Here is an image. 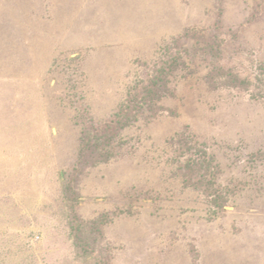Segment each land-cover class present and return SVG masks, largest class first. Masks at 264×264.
I'll list each match as a JSON object with an SVG mask.
<instances>
[{
    "label": "rangeland",
    "instance_id": "1",
    "mask_svg": "<svg viewBox=\"0 0 264 264\" xmlns=\"http://www.w3.org/2000/svg\"><path fill=\"white\" fill-rule=\"evenodd\" d=\"M215 34V63L249 86L209 89L208 63L183 51L189 72L162 102L174 115L140 118L120 157L79 177L81 220H109L96 251L78 252L64 190L82 130ZM262 67L264 0H0V264H264ZM184 131L207 150L202 190L169 161Z\"/></svg>",
    "mask_w": 264,
    "mask_h": 264
},
{
    "label": "trees",
    "instance_id": "2",
    "mask_svg": "<svg viewBox=\"0 0 264 264\" xmlns=\"http://www.w3.org/2000/svg\"><path fill=\"white\" fill-rule=\"evenodd\" d=\"M197 39L194 47L182 49V52L171 56L170 61H165L141 90L136 91L132 97L122 103L115 113L114 120L90 122L87 128L82 130L77 165L64 190V196L71 208L69 212L71 235L78 252L89 255L90 252L96 251L103 235V228L109 220L108 214H100L90 222L81 220L77 207L80 206L83 198L76 189L79 177L89 169L108 164L120 157L121 150L127 144L123 133L135 126L140 118L146 117L151 120L154 117L174 115L173 110H168L162 102L172 96L169 87L171 78L181 72H189V64L184 61L183 51L191 62L200 56L208 63L211 70L205 83L209 89L230 90L249 86L248 82L241 79L237 73L225 70L215 63L221 57L222 49V40L217 34L209 37L199 36ZM177 46L178 44L169 46L166 53L172 54L173 48ZM261 70L264 72V67ZM170 142L172 156L169 161L177 177L182 181L183 188L202 190L206 183L205 174L210 166L206 148L199 145L187 131L176 134ZM204 192V198L212 214L224 210V198L219 191H211L209 187Z\"/></svg>",
    "mask_w": 264,
    "mask_h": 264
}]
</instances>
